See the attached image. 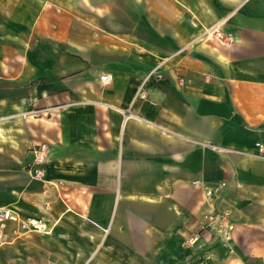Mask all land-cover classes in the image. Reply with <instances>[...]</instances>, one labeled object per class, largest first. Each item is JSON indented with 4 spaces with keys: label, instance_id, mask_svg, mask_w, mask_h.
<instances>
[{
    "label": "crops",
    "instance_id": "crops-1",
    "mask_svg": "<svg viewBox=\"0 0 264 264\" xmlns=\"http://www.w3.org/2000/svg\"><path fill=\"white\" fill-rule=\"evenodd\" d=\"M257 141L264 0H0V264H264Z\"/></svg>",
    "mask_w": 264,
    "mask_h": 264
},
{
    "label": "built area",
    "instance_id": "built-area-1",
    "mask_svg": "<svg viewBox=\"0 0 264 264\" xmlns=\"http://www.w3.org/2000/svg\"><path fill=\"white\" fill-rule=\"evenodd\" d=\"M221 38L218 30L207 31L201 40L206 42L211 38ZM157 77H161L159 72H153ZM113 77L110 73L104 72L99 75V83L101 86H106L111 83ZM181 80V79H180ZM147 97V89L142 85L137 93L136 98L145 99ZM128 115H131L130 111H126ZM256 154L264 157V142L257 141ZM35 150L34 163L28 165L27 172L36 178H42L44 176V164L48 157L50 144L47 141L40 142ZM224 184V182H221ZM211 188H207L208 194L212 193ZM207 222L195 227L184 238V242L189 246H194L197 243L203 241L207 236L218 235L221 239H228L231 231L233 230V223L228 220L226 213L211 211L208 213ZM9 221L18 222L21 230H40L43 227L41 220L37 217H20L18 212L8 206H0V240L4 239L5 230Z\"/></svg>",
    "mask_w": 264,
    "mask_h": 264
},
{
    "label": "rangeland",
    "instance_id": "rangeland-1",
    "mask_svg": "<svg viewBox=\"0 0 264 264\" xmlns=\"http://www.w3.org/2000/svg\"><path fill=\"white\" fill-rule=\"evenodd\" d=\"M36 231V230H35ZM5 242V239H1L0 240V244L4 243Z\"/></svg>",
    "mask_w": 264,
    "mask_h": 264
}]
</instances>
